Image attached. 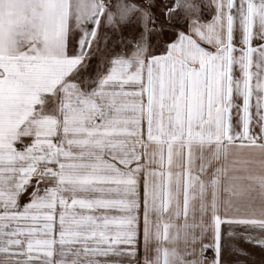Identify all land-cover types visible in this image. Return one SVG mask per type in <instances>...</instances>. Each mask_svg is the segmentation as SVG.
I'll use <instances>...</instances> for the list:
<instances>
[{"label": "snow or ice", "instance_id": "1", "mask_svg": "<svg viewBox=\"0 0 264 264\" xmlns=\"http://www.w3.org/2000/svg\"><path fill=\"white\" fill-rule=\"evenodd\" d=\"M0 264H264V0H0Z\"/></svg>", "mask_w": 264, "mask_h": 264}]
</instances>
